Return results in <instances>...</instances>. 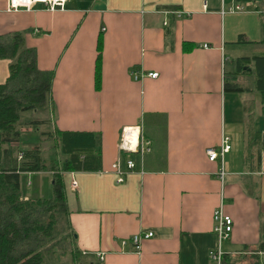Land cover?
I'll list each match as a JSON object with an SVG mask.
<instances>
[{"label": "crops", "instance_id": "obj_1", "mask_svg": "<svg viewBox=\"0 0 264 264\" xmlns=\"http://www.w3.org/2000/svg\"><path fill=\"white\" fill-rule=\"evenodd\" d=\"M263 4L68 0L63 9L35 3L14 10L0 0V35L23 32L38 68L53 72V128L91 132L99 140L98 170L63 174L75 246L90 263L217 264L209 252L219 246L220 264H264L262 94L225 89L231 60L259 51L238 41L264 39ZM236 5L242 9L231 10ZM241 46L252 54L238 55ZM9 62L0 59V83ZM249 122L260 134L253 144ZM129 127L150 141L148 152L119 150ZM35 136L28 148L39 146ZM225 138L229 149L210 160L207 150L220 152ZM128 158L135 167L118 182L113 164L125 169ZM44 173L52 184L50 172L21 175L24 198L40 196L22 177ZM219 207L232 219L220 243L214 230ZM147 232L152 235L136 249L132 237Z\"/></svg>", "mask_w": 264, "mask_h": 264}, {"label": "trees", "instance_id": "obj_2", "mask_svg": "<svg viewBox=\"0 0 264 264\" xmlns=\"http://www.w3.org/2000/svg\"><path fill=\"white\" fill-rule=\"evenodd\" d=\"M238 42L259 46V51L232 59L225 74L232 79L253 75L264 103V39L250 42L240 36ZM100 56L98 45L97 66ZM1 58L10 62L9 75L0 83V264H51L55 247L62 241L68 242L73 261L79 262L84 255L75 246L68 220L63 174L98 170L99 140L91 132L53 128V72L38 68L36 50L26 45L23 32L0 35ZM244 88L236 82L225 83L228 91L241 92ZM27 128L40 132L41 143L52 140L61 159L45 156L41 145L21 149L20 135ZM246 133L251 144L259 139L252 122L247 124ZM256 157L259 161V151ZM28 172L52 174L50 197L24 198L21 175Z\"/></svg>", "mask_w": 264, "mask_h": 264}, {"label": "built area", "instance_id": "obj_3", "mask_svg": "<svg viewBox=\"0 0 264 264\" xmlns=\"http://www.w3.org/2000/svg\"><path fill=\"white\" fill-rule=\"evenodd\" d=\"M67 1L68 0H9V8L14 10L19 8L28 9L33 4L39 3L49 10H55L57 8L63 9ZM241 9L242 7L238 5H236L234 9L231 8V10L233 11H238ZM203 46L206 47L207 45H203ZM133 76L135 78L138 77L137 73H133ZM146 76L154 78L157 76V73L149 72L146 74ZM131 129H133V127L124 129L123 133L121 134L120 142L118 145L119 150L124 151L125 153L128 154L134 152V153H139L140 155H142L145 152H148L150 150V141L144 138L142 135H140L138 130L136 132L135 139L132 140V138H130V136L132 135ZM227 140H228L227 138L222 140L220 152H217L214 149L207 150V154L210 160L216 159L219 154H222L224 151H227L229 149L230 146L226 143ZM125 165L126 168L123 169L119 162L113 164L115 173L118 176L117 177L118 182H122L125 174L131 171L135 167V163L131 158L125 160ZM76 186H77L76 181L72 180V187H76ZM214 221H215L214 230L218 234L219 243H220V241L226 239L229 236L230 232L232 231V219L228 215L224 214L222 208L219 207L214 211ZM151 235L152 232L135 234L132 237V243L134 247L136 249H139L141 240L144 238H148ZM221 255L222 252L219 246L215 250H211L209 252L210 258L213 261H215L217 264H220L221 262Z\"/></svg>", "mask_w": 264, "mask_h": 264}, {"label": "rangeland", "instance_id": "obj_4", "mask_svg": "<svg viewBox=\"0 0 264 264\" xmlns=\"http://www.w3.org/2000/svg\"><path fill=\"white\" fill-rule=\"evenodd\" d=\"M242 51L238 55H251L252 54V49L248 48L247 46H241ZM229 54L235 55L233 51H231L230 47L228 49ZM254 54V53H253ZM228 69H231V66H229ZM253 75L251 74H241L236 77V83L238 85L245 87L246 89H253L255 93L258 95L259 92L255 89L256 84L255 81L253 80ZM232 78L229 76V82H232ZM42 114V113H41ZM29 128H27L28 130ZM39 138V145H41V149L44 151L45 156L51 158V157H57L61 159L62 155L60 153L59 147L54 144L52 140L44 141L41 143V136L39 131H34V132H23L20 135V140L22 146H26L28 148V142L31 139V136H35L36 134ZM36 137V136H35ZM34 137V138H35ZM48 176L44 174H39L38 176L36 175H26L22 177L23 184H25L27 181H30L32 184L30 186L24 185L25 188H27L30 191H37V195L40 196V198H45V197H50V194H52V184L51 180H48ZM62 241V240H61ZM72 248L68 244V242L62 241L58 243L55 247V256L51 260V264H92L89 263L88 258H82L81 261H73L72 259V254H71ZM251 262V259L248 260H239L236 261L235 264H249ZM50 264V263H49Z\"/></svg>", "mask_w": 264, "mask_h": 264}, {"label": "bare ground", "instance_id": "obj_5", "mask_svg": "<svg viewBox=\"0 0 264 264\" xmlns=\"http://www.w3.org/2000/svg\"><path fill=\"white\" fill-rule=\"evenodd\" d=\"M131 132H132V135L130 136V138H132V140H134L135 136H136L137 129L133 128V129H131ZM127 135H129V134H127Z\"/></svg>", "mask_w": 264, "mask_h": 264}]
</instances>
